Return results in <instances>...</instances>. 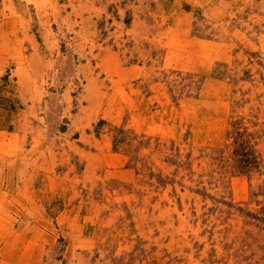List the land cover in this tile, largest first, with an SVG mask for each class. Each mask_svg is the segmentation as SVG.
<instances>
[{"label":"rangeland","instance_id":"obj_1","mask_svg":"<svg viewBox=\"0 0 264 264\" xmlns=\"http://www.w3.org/2000/svg\"><path fill=\"white\" fill-rule=\"evenodd\" d=\"M0 175V264H264V0H0Z\"/></svg>","mask_w":264,"mask_h":264},{"label":"crops","instance_id":"obj_2","mask_svg":"<svg viewBox=\"0 0 264 264\" xmlns=\"http://www.w3.org/2000/svg\"><path fill=\"white\" fill-rule=\"evenodd\" d=\"M1 159H4V158H1ZM8 175H9V177H8V181H9V179H10L9 171H8ZM3 179H4V177L0 175V184L2 183V180H3ZM8 181H7V186H8ZM27 188L30 189L29 187H27ZM35 193H36V192L34 191V193H33V202H34V203H35V201H36L35 198H34ZM9 200H10V199H9ZM9 200H7V201H8L7 204H8L9 207H13V208H15V209H19V208H17V207L14 206V204L12 203L11 200H10V201H9ZM36 203H37V202H36ZM12 204H13V206H12Z\"/></svg>","mask_w":264,"mask_h":264}]
</instances>
